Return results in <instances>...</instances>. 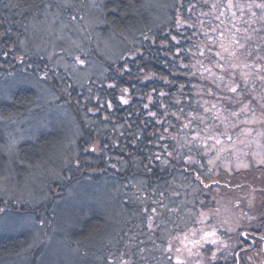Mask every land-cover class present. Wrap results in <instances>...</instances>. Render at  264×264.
Returning a JSON list of instances; mask_svg holds the SVG:
<instances>
[{
  "label": "rangeland",
  "instance_id": "obj_1",
  "mask_svg": "<svg viewBox=\"0 0 264 264\" xmlns=\"http://www.w3.org/2000/svg\"><path fill=\"white\" fill-rule=\"evenodd\" d=\"M90 1L87 0V3ZM99 1L102 3L103 0H92L93 6L90 7L97 9ZM169 1L172 3L164 9H157L159 11H156V18L151 21L150 28L157 23H167V8L173 7V0ZM87 3L86 0L46 1L44 33L49 31V25H54L56 18V22H64L70 29L66 34L63 31L67 27H63L62 31L58 30L54 46L50 50L45 49L49 52V60L54 56L53 62L45 63L51 70L46 79L57 90L63 80L69 83L71 71H76L74 66L83 67L86 64V67L92 66L93 74L99 71L97 62L93 64L92 59L100 58V48L108 59H115L117 55L113 42L108 43V47L86 46L88 33L95 31V22L87 18L81 19L80 14L85 11V7L89 9ZM161 3L162 0H158V6ZM202 3L205 14L200 16L204 20L200 26L210 33V43L217 45L219 55L201 64V74L213 81V90L218 91L217 87L228 91L234 84L232 88L237 89L236 100L239 99L237 97L250 94L254 102L258 103V108L263 109L264 81L261 80L264 78V7L257 5H264V0H231L233 7L230 10L227 7L229 0H206ZM62 34L66 38H62ZM73 35L81 37L80 47L74 42ZM228 38L232 40L233 47L226 41ZM43 41L48 43L45 38ZM40 47L44 48L41 43ZM72 50L74 51L68 52ZM55 53L61 55L55 56ZM82 53L85 58L80 56ZM17 57L25 59L21 55ZM66 57L68 59L63 61ZM248 57L249 59L244 60ZM232 70L238 73L236 76L241 80L239 84L235 85L233 82ZM10 85L0 84V101L7 98ZM60 94L63 93L53 92L51 89L39 92L36 94L38 100L31 104L32 107L27 112L29 115L37 114L45 107H56V115L64 118L71 128L64 137V144L59 145L60 151L55 152L53 161L35 166L38 167L35 170L27 165L23 170L12 171V168H16L12 163L21 164L17 154V146L23 139L21 137L26 134L31 136L36 133L35 130H28L27 124L21 127L26 122L21 120L23 118H0V126L10 129L6 130L5 143L0 149L8 164L0 173V209H3L0 211V234L27 231L31 238L27 247L12 257L8 264H177V260L180 264H238L237 259L239 264L242 260L247 264H264V254H259L256 249H248L252 246L246 243L248 241H240L243 238L239 231L256 229L254 224L257 215L240 214L236 204V201L244 202L252 198L250 196L246 199L250 192L255 194L259 191L255 187L259 188L260 184H250L247 174H264L263 120L251 100L239 104L238 108H229L225 107V100L222 102L202 95L198 101H193L196 111L191 114L192 119H187V125H182L187 130L183 133L175 129L169 138L171 147H167V163H164L167 165H162L161 168L170 167L169 163L179 156L177 160L184 159L190 165L197 163L198 167L200 161H203V169L200 170L204 179L210 180L206 185L210 186L215 182L212 185L215 188H204L201 193L197 190L199 188L191 186L188 176L176 174L166 182L155 183L154 186L130 179L117 186L122 189L119 202L118 188L112 185L113 182L96 180L86 192L87 188L78 186L77 183L72 187H62V175L57 181L59 173L71 175V171L68 172L67 169L72 167L80 152L78 150L75 160H68L67 151L75 144L76 136L73 135L75 130L71 115L59 104ZM42 99L48 102L44 104ZM228 99L230 102L235 100ZM249 109L251 112H248ZM41 119L40 117L34 121L39 123ZM55 161L62 163L60 167L67 168L65 172L53 165ZM49 181L56 185H50ZM62 195L67 196L66 201H63ZM254 198L259 202L257 196ZM93 202L100 208L105 207L112 225L117 223L111 230L115 235L104 231L91 240L70 243L69 232L61 228L66 223L64 220L73 222L71 218L86 211ZM193 202L197 203H194L195 207L203 211L202 226L197 231L187 230L190 227L183 220L185 210L193 209ZM182 204L184 211L176 215L180 218L181 231L179 234L177 231L170 232V235L166 229L169 228L168 223L174 222L169 221L170 215L176 218L172 211ZM246 210L255 212L252 208ZM242 213H246L245 209ZM208 232H214L215 235L205 237ZM249 252H253L254 256Z\"/></svg>",
  "mask_w": 264,
  "mask_h": 264
},
{
  "label": "trees",
  "instance_id": "obj_2",
  "mask_svg": "<svg viewBox=\"0 0 264 264\" xmlns=\"http://www.w3.org/2000/svg\"><path fill=\"white\" fill-rule=\"evenodd\" d=\"M46 1L0 0V84L11 83L7 98L0 101V118H23L21 120L26 122L21 127L27 124L28 130L36 132L31 136L26 134L21 137L23 139L17 146L21 164L12 163L16 167L12 168V171L23 170L27 165L35 170L40 164L52 162L55 152L60 151L64 144L65 135L71 131L69 123L56 115V107H45L37 114H27L31 104L38 100L36 94L50 89L63 93L60 94L59 104L71 115L72 125L74 124L73 135L76 136V141L67 151L68 160H75L78 150L80 151L71 168L60 167L62 163L58 164L57 161L53 163L58 170L71 171V175L59 173L57 181L62 175V187H72L77 183L78 186H85L86 192L89 185L95 184L96 180L113 182L112 185L116 188L130 179L154 186L155 183L166 182L175 174L188 176L191 186L199 188L197 190L201 193L204 188H215L212 187L215 182L210 186L206 185L210 180L204 179L200 170L203 169V161H200L198 167L197 163L190 165L184 159L177 160L179 156L169 163L170 167L161 168L162 165H167L164 163H167V147H171V134L175 129L183 133L187 130L182 125H187V119H192L191 114L196 111L193 101H198L202 95L210 96L211 99L217 98L222 102L225 100L223 103L229 108H238L239 104L251 100L257 108V114L262 116L264 128V108L259 109L258 103L254 102L250 94L237 97L239 99L236 100L235 92L217 87L218 91L213 90V81L201 74V64L218 53L217 45L210 43V33L202 30L200 26L204 22L200 16L205 14L202 2L206 0H173V7L167 8V23H157L152 28L150 23L156 18L157 9H164L172 2L162 0L158 6V0H103L102 3H97L99 6L95 9L90 7L92 0L89 3L86 0L89 9L85 7V11L80 14L81 19L87 18L95 22V31H88L86 46L102 47L113 42L118 52L115 59H108L100 48L101 59H92L93 64L97 62L99 71L93 74L92 66L86 67V64L83 67L74 66L76 71H71L69 83L63 80L59 90L53 88L52 83H48L46 79L51 70L45 63L53 62L54 56L49 60V52L45 49L50 50L51 46H54L58 30L62 31L63 27H67L63 31L66 34L70 29L64 22H56V18L54 25H49V31L44 33ZM209 12L211 13L210 10ZM84 27L86 28L85 24ZM64 34L62 38H66ZM80 36L73 35V40L79 47L82 42ZM44 38L47 39V44L43 41ZM226 41L232 45L230 38ZM40 43L44 48L40 47ZM20 55L25 59L17 57ZM243 55L246 56V53ZM80 56L85 58L84 53ZM67 59L68 57L63 61ZM247 59L249 57L244 58ZM3 63L5 64L2 65ZM67 69L69 70V67ZM232 75L235 85L239 84L241 80L236 76L238 73L232 70ZM263 81L264 78L261 82ZM110 84H114L115 88H109ZM254 84L257 85L256 82ZM232 86L229 89H232ZM123 88L129 89L126 94L127 104L120 103L119 97ZM228 98L235 100L230 102ZM42 100L44 104L48 102ZM109 102L112 104L111 109L107 107ZM145 105L148 107L145 108ZM250 110L248 112H251ZM149 113L156 115L151 116ZM40 117L42 119L39 123L34 121ZM6 130L10 129L0 126V149L5 143ZM6 161L7 158L0 152V173L8 165ZM73 167L75 168L72 169ZM247 177L252 185L260 183L261 175L247 174ZM53 183L55 182L49 181L50 185ZM120 192L122 189L118 188L119 202ZM250 196L252 198L247 201L252 199V203L247 204L249 206L258 202L252 192L246 199ZM62 199L66 201L67 196ZM194 203L196 202H193V209L184 207L186 214L183 220L190 227L187 230H197L203 221V211L195 207ZM247 205L240 204L237 211L240 213L241 207L246 210ZM183 206L182 204L175 207L172 211L176 218L170 215L169 221H174L167 225L170 230L166 228L170 235L176 231L179 234L181 231L180 218L176 215L184 211ZM104 209V206L100 208L93 202L86 211L72 217L73 222L68 223L65 219L66 223H63L61 228L69 232L70 243L91 240L104 231L114 236L111 230L117 223L111 224L112 220ZM254 214L252 212V215ZM183 232L184 230L181 234ZM30 240V233L27 231L1 233L0 264H8L12 257L27 247ZM249 254L254 256L253 252ZM242 264H245L244 260Z\"/></svg>",
  "mask_w": 264,
  "mask_h": 264
},
{
  "label": "flooded vegetation",
  "instance_id": "obj_3",
  "mask_svg": "<svg viewBox=\"0 0 264 264\" xmlns=\"http://www.w3.org/2000/svg\"><path fill=\"white\" fill-rule=\"evenodd\" d=\"M264 179V174L261 175L260 180L259 181H263ZM260 184L259 188H255L257 190H259L258 192H256L255 194L253 193L254 197L257 196L260 198L259 202H256L254 204H252L251 206L247 205V204H251L252 203V199L250 201H236L237 207L240 204H246L248 209L252 208L255 212L257 216H256V221L255 224L256 225V229L250 228V229H245L241 234L243 240L240 241H248L246 243H248L249 245H252L251 247H248V249H256L258 250L259 254H264V182L258 183ZM263 194V195H262ZM259 204H261V206H258ZM244 211V209L241 207L240 208V214H242V212ZM246 211V210H245ZM248 213L252 212H248L246 211V215H249ZM254 214V216H255ZM251 216V215H250ZM252 217V216H251ZM202 226V224L200 225V227ZM199 229V227H198ZM197 229V230H198ZM195 230V231H197ZM238 260V264H239V259ZM223 264V263H222ZM242 264V263H241ZM245 264H247L245 262Z\"/></svg>",
  "mask_w": 264,
  "mask_h": 264
},
{
  "label": "snow or ice",
  "instance_id": "obj_4",
  "mask_svg": "<svg viewBox=\"0 0 264 264\" xmlns=\"http://www.w3.org/2000/svg\"><path fill=\"white\" fill-rule=\"evenodd\" d=\"M213 7H215V5H214ZM227 7H228L229 10L233 7V5H232V3H231V0H229V3H228V5H227ZM257 7H264V5H257ZM221 15H224V13L221 12ZM233 15H235V14L233 13ZM217 19H219V17H217ZM177 23L179 24L180 21L178 20ZM221 23H223V22L221 21ZM218 27H219V25H218ZM214 31H215V29H214ZM222 34H223V33H222ZM173 39L175 40L176 38L173 37ZM221 47H223L222 44H221ZM225 50H226V49H225ZM217 55H219V53H217ZM79 62H80V63H83V61H79ZM108 87H109V88H115V85H114V84H110V85H108ZM230 90H231L232 92H236V91H237L236 88H232V89H230ZM128 91H129L128 88H123V89H121V95H120V97H119V99H120V103H122V104H127V103H128V99L126 98V94L128 93ZM107 107H108L109 109L112 108V104H111V102H109V103L107 104ZM147 107H148V105H145V108H147ZM149 115H151V116H155L156 114H155V113H149ZM217 143H219L218 140H217ZM92 150L94 151L95 149H92ZM157 159H158V157H157ZM0 211H3V209H0ZM214 235H215L214 232H208V233H205V237H208V236H214ZM213 242H214V241H213ZM177 264H180V261H179V260H177Z\"/></svg>",
  "mask_w": 264,
  "mask_h": 264
}]
</instances>
